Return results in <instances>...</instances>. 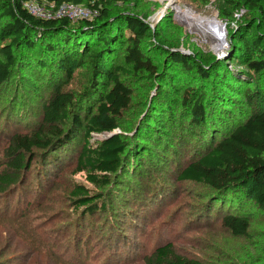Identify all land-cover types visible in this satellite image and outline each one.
Wrapping results in <instances>:
<instances>
[{
  "label": "rangeland",
  "instance_id": "1",
  "mask_svg": "<svg viewBox=\"0 0 264 264\" xmlns=\"http://www.w3.org/2000/svg\"><path fill=\"white\" fill-rule=\"evenodd\" d=\"M25 8L37 18H42L38 12L45 16H53L54 12L35 2H28ZM109 9L113 18L135 17L147 26L142 52L159 75L127 64L122 55L128 44L120 37L118 48L122 51L117 64L124 67L121 79L133 96L129 110L118 122L121 128L115 133H123L133 147L160 95L178 114L184 94L199 91L196 73L176 65L173 55L182 54L194 66L220 61V65L228 67L229 76L246 80L247 58L230 60L239 54V42L244 36L264 37V11L239 0H124ZM122 22L119 19L113 23L115 28L108 30L116 34ZM207 22L224 26L222 45L216 44L214 35L205 28ZM126 34L125 31L122 37ZM92 67L87 60L75 68L71 81L60 76L55 83L62 84L63 91L73 96L78 104L74 109H81L82 115L87 113L83 108L91 104ZM16 73L20 77L17 74L11 86L0 88V172L7 162L8 142L16 133L30 132L41 115V105L55 87L53 81L33 71ZM163 126L168 133L176 128L167 122ZM104 138L94 134L90 141L94 144ZM168 138L174 150L171 155L179 160H170L158 169L155 164L146 168L150 152H157L159 147L144 141L139 150L145 164L144 177L137 179L138 172L130 168L125 176L124 171L118 172V177L112 176L111 184L104 188L91 185L86 172L79 173L77 169L76 156L83 144L80 136L75 142L76 151L61 154L58 163L51 166L44 164L49 160L42 151H33L32 157L27 155L30 169L25 170L21 186L0 196V264H109L122 259V264H144L154 249L167 244H172L178 255L200 264H264V212L247 203L252 213L249 236L234 237L222 226V214L210 204L211 190L178 181L179 170L198 154L195 144L178 134ZM121 177L125 180L122 184ZM78 187L88 190L89 196H100L102 204H108L107 211L91 215L84 208L76 210L73 193ZM237 201L242 209L247 205L243 198ZM234 205L238 211L235 202Z\"/></svg>",
  "mask_w": 264,
  "mask_h": 264
},
{
  "label": "trees",
  "instance_id": "2",
  "mask_svg": "<svg viewBox=\"0 0 264 264\" xmlns=\"http://www.w3.org/2000/svg\"><path fill=\"white\" fill-rule=\"evenodd\" d=\"M121 1L124 0H0V88L11 86V80L19 74L17 71L21 74L33 71L55 85L46 103L41 105V115L30 132L16 133L8 142L7 162L0 172V196L21 186L25 170L30 169L26 157H32L35 150L42 151L49 160L44 164L51 166L58 163L61 154L76 151L75 142L80 136L83 144L76 156L77 169L79 173L86 172V180L91 185L104 188L111 184L112 176L118 177L116 174L121 171L126 172L125 176L130 168L138 172L137 179L144 177L145 164L139 154L144 141L155 142L159 147L157 152H150L146 168L155 164L158 169L170 160H179L178 156L172 157L174 150L168 138L178 134L193 142L198 150L193 161L179 170L178 181L209 188L210 204L222 214V226L234 237L247 238L252 219L247 203L264 212V37L244 36L239 42L241 53L230 60L247 58L246 80L229 76L228 67L220 65V61L194 66L182 54L173 55L176 65L196 73L199 91L188 90L184 94L178 114L160 95L133 147L123 133H115L121 128L118 122L129 110L133 96L121 79L125 69L121 63L117 64L122 51L118 48L120 37L128 44L122 55L127 64L159 75L142 52L147 26L135 17L113 18L109 14L110 6ZM28 2L45 4L53 10L73 4L98 10L99 15L93 21L79 23L66 18L44 20L25 8ZM239 2L264 11V0ZM119 19L123 27L116 35L108 29L115 28L113 23ZM125 31L128 35L122 37ZM87 60L93 66L91 104L83 108L87 113L82 115L81 109H74L78 104L73 96L63 91L62 84L55 83L60 76L71 81L75 68ZM166 122L176 127L171 133L163 128ZM94 134L105 138L92 144L90 139ZM128 153L132 154L131 158ZM122 178L120 184L125 181ZM88 193L83 187L74 191L76 210L84 208L91 215L106 212L108 204H102L100 196L92 197ZM238 198L247 204L243 209ZM234 202L238 211L233 208ZM117 263L122 264L123 259L109 264ZM144 264L200 263L178 255L174 246L167 244L154 249Z\"/></svg>",
  "mask_w": 264,
  "mask_h": 264
},
{
  "label": "built area",
  "instance_id": "3",
  "mask_svg": "<svg viewBox=\"0 0 264 264\" xmlns=\"http://www.w3.org/2000/svg\"><path fill=\"white\" fill-rule=\"evenodd\" d=\"M81 6H76L73 4H66L59 8L58 10H54L53 16H45L41 14L42 19L44 20H56V19H69L72 22L77 21H92L94 18L98 17L96 10H86L80 8ZM33 15V14H32ZM34 16V15H33Z\"/></svg>",
  "mask_w": 264,
  "mask_h": 264
},
{
  "label": "bare ground",
  "instance_id": "4",
  "mask_svg": "<svg viewBox=\"0 0 264 264\" xmlns=\"http://www.w3.org/2000/svg\"><path fill=\"white\" fill-rule=\"evenodd\" d=\"M168 9H171L170 6L168 7ZM204 26L209 31V34L212 33L214 35L213 39L215 40L216 44L222 45L224 42L223 37L225 34L224 26H222L219 22H207Z\"/></svg>",
  "mask_w": 264,
  "mask_h": 264
}]
</instances>
